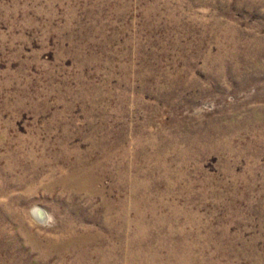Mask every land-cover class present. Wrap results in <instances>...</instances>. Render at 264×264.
<instances>
[{"label":"rangeland","instance_id":"374dc122","mask_svg":"<svg viewBox=\"0 0 264 264\" xmlns=\"http://www.w3.org/2000/svg\"><path fill=\"white\" fill-rule=\"evenodd\" d=\"M0 264H264V0H0Z\"/></svg>","mask_w":264,"mask_h":264},{"label":"bare ground","instance_id":"6f19581e","mask_svg":"<svg viewBox=\"0 0 264 264\" xmlns=\"http://www.w3.org/2000/svg\"><path fill=\"white\" fill-rule=\"evenodd\" d=\"M36 214L39 215V216H41L42 215L41 210L36 209Z\"/></svg>","mask_w":264,"mask_h":264}]
</instances>
